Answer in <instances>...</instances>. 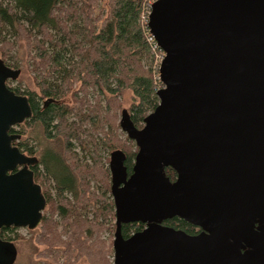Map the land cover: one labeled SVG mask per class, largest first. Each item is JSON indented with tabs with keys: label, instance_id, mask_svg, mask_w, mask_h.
Instances as JSON below:
<instances>
[{
	"label": "water",
	"instance_id": "1",
	"mask_svg": "<svg viewBox=\"0 0 264 264\" xmlns=\"http://www.w3.org/2000/svg\"><path fill=\"white\" fill-rule=\"evenodd\" d=\"M148 28L163 88L141 129L122 112L138 152L130 177L125 153L111 155L114 264H264V0H157ZM20 75L0 60V230H35L47 207L38 159L11 133L33 115L8 87ZM174 218L201 232L163 225ZM133 223L146 228L124 238ZM17 258L0 237V264Z\"/></svg>",
	"mask_w": 264,
	"mask_h": 264
},
{
	"label": "trees",
	"instance_id": "2",
	"mask_svg": "<svg viewBox=\"0 0 264 264\" xmlns=\"http://www.w3.org/2000/svg\"><path fill=\"white\" fill-rule=\"evenodd\" d=\"M100 1L0 0V56L11 68L23 67L22 50L37 74L35 90L11 89L26 96L32 108L15 145L39 158L32 170L47 201L41 224L31 230L40 259L35 264L44 259L47 264L82 259L111 264L107 257L113 244L107 247L99 238L108 220H115L111 174L102 152L123 151L131 173L137 149L127 137L120 138L121 98L132 93L127 111L139 129L159 105L157 92L163 84L142 66L153 49L144 16L150 0H108L105 18L95 13ZM67 95L70 102H65ZM25 130L35 136L23 140ZM166 174L175 180L173 169ZM168 221L195 234V227L183 220ZM15 229H1L0 237L13 240L6 234ZM142 230V223L122 227L125 238Z\"/></svg>",
	"mask_w": 264,
	"mask_h": 264
},
{
	"label": "rangeland",
	"instance_id": "3",
	"mask_svg": "<svg viewBox=\"0 0 264 264\" xmlns=\"http://www.w3.org/2000/svg\"><path fill=\"white\" fill-rule=\"evenodd\" d=\"M157 0H150L149 4L146 5L145 10H144V16L145 19L148 18L150 6ZM108 0H101L99 3V7L96 10V16H102L103 18L107 17L109 13V9L107 6ZM14 54V53H12ZM20 57H24V64L23 67L19 68H13V69H20L21 70V75L16 81H9L8 82V87L10 89H17V88H22V90H35L36 89V84H35V77L36 73L32 71V66L29 65L25 58V53L20 52ZM161 57L162 54L159 51H154L152 49L151 54L148 56V58L143 59L142 66L144 70L150 71L154 78H158V73H159V67L161 65ZM0 60H3L5 63L7 62V59H4L0 56ZM163 88V85L160 86L159 89ZM91 101H95V93H92L90 95ZM70 96L67 95L65 98V102H70ZM132 93L127 92L122 98H121V103L122 107L121 111L119 112V123L121 120L122 112L124 110H129L130 105L132 103ZM72 120H75V117L72 118ZM17 130H22V127H17ZM26 131V136H23V140H25L28 137H33L35 136L34 132L31 133L30 130H25ZM34 133V134H33ZM120 138L124 140L126 138V135L122 132V130L119 132ZM22 135V134H21ZM39 135V134H38ZM41 136V135H40ZM103 139V137L101 138ZM36 144V143H34ZM134 145V144H132ZM136 148V147H135ZM78 152L80 155L83 157V159H86V155L84 152H82V149L78 148ZM102 154L105 156V166L109 168V163H110V155L111 152H102ZM40 155V154H39ZM53 190V189H52ZM115 220H108V223L104 225L103 230L99 234V238L102 242L106 244L107 247H110L113 244L114 241V234H115V229H113V226L115 225ZM35 235L33 231L28 230V229H15L13 231H10L6 234L7 238H11L10 242H13L17 249H18V258L15 264H35L37 261L39 262L40 259L36 257L37 252H36V241H35ZM67 238V236H65ZM94 238H97L94 236ZM112 247V252H110L109 256L107 257L110 261L111 264H114V250L113 246ZM41 251L43 250L42 248L40 249ZM64 262V259L61 260V263ZM41 264H47V260L44 259ZM76 264H87L86 259H82L78 261Z\"/></svg>",
	"mask_w": 264,
	"mask_h": 264
},
{
	"label": "flooded vegetation",
	"instance_id": "4",
	"mask_svg": "<svg viewBox=\"0 0 264 264\" xmlns=\"http://www.w3.org/2000/svg\"><path fill=\"white\" fill-rule=\"evenodd\" d=\"M49 102H51V100H48V101H46L45 102V105L47 106L48 104H49ZM25 123V122H24ZM23 123V124H24ZM22 125V124H21ZM21 125H18V126H16V127H14V128H12V129H15V132H13L12 131V129H11V133L12 134H19L18 132H19V130H17L16 128L17 127H20ZM21 135V134H20ZM126 137H127V135H126ZM21 138H22V135H21ZM128 138V137H127ZM129 139V138H128ZM21 140V139H20ZM19 140V141H20ZM130 140V139H129ZM19 141H17V142H19ZM134 145H135V147H136V149H137V152H138V148H137V146H136V144H135V142L134 141H132V140H130ZM17 142H15L14 143V145L17 143ZM116 151H121V150H116ZM115 152V151H114ZM114 152H112L111 153V155L114 153ZM123 152V151H122ZM24 153V152H23ZM25 154V153H24ZM27 155V154H26ZM111 155H110V162H111ZM137 155V154H136ZM28 156V155H27ZM29 157H32V156H29ZM35 158H37L38 159V163L40 162V160H39V158L38 157H35ZM135 161V160H134ZM37 163V164H38ZM36 165V164H35ZM109 166H110V163H109ZM125 166L127 167V159H126V161H125ZM133 166H134V164H133ZM133 166H132V169H133ZM30 169L32 170V166L30 167ZM127 169H128V167H127ZM109 170H110V167H109ZM33 171V170H32ZM34 172V171H33ZM110 174H111V172H110ZM128 174H129V177L131 176V174H132V170H131V173H129V170H128ZM176 178H177V174H176ZM176 178H175V180H176ZM111 180H112V178H111ZM175 180H173V181H175ZM39 185V184H38ZM111 186H112V182H111ZM110 194H111V191H110ZM111 196H112V194H111ZM112 199H113V196H112ZM113 201H114V199H113ZM115 206V205H114ZM44 214V213H43ZM115 221H116V214H115ZM168 222L169 221H165L164 223H163V225L164 226H168V227H171V226H169L168 225ZM134 224V223H133ZM115 227H116V222H115ZM195 227V226H194ZM146 228V225L144 224V229ZM173 228V227H172ZM174 229H176V228H174ZM176 230H182V229H176ZM115 232H116V229H115ZM201 232V229H199V228H197V227H195V234H189V233H187V234H189V235H197V234H199ZM137 233V232H136ZM133 234H135V233H133ZM132 234V235H133ZM115 235V234H114ZM131 235V236H132ZM130 236V237H131ZM125 238V237H124ZM129 238V237H128ZM128 238H126V239H128ZM114 242V241H113Z\"/></svg>",
	"mask_w": 264,
	"mask_h": 264
},
{
	"label": "built area",
	"instance_id": "5",
	"mask_svg": "<svg viewBox=\"0 0 264 264\" xmlns=\"http://www.w3.org/2000/svg\"><path fill=\"white\" fill-rule=\"evenodd\" d=\"M155 2H156V1H155ZM151 6H152V5H151ZM151 6L149 7V8H150V10H149V14H150V11H151ZM149 14H148V17H149ZM147 19H148V18H147ZM148 41L150 42V45L152 46V48H153L154 51H159V52L162 54V57H161V63H162V61H163V59H164V57H165V54H164L163 51L160 50V48L158 47V45H157V43H156L154 37L150 34V32H149ZM160 66H161V65H160ZM159 70H160V67H159ZM158 80L160 81V75H159V73H158Z\"/></svg>",
	"mask_w": 264,
	"mask_h": 264
}]
</instances>
